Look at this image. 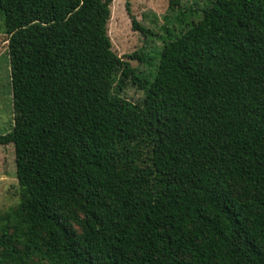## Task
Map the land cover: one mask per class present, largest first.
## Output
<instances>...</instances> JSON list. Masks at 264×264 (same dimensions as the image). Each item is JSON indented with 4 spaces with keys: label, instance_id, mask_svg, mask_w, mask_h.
<instances>
[{
    "label": "trees",
    "instance_id": "1",
    "mask_svg": "<svg viewBox=\"0 0 264 264\" xmlns=\"http://www.w3.org/2000/svg\"><path fill=\"white\" fill-rule=\"evenodd\" d=\"M112 2L0 0V264H264V0H170L162 45L128 55L147 73L113 50Z\"/></svg>",
    "mask_w": 264,
    "mask_h": 264
},
{
    "label": "rangeland",
    "instance_id": "2",
    "mask_svg": "<svg viewBox=\"0 0 264 264\" xmlns=\"http://www.w3.org/2000/svg\"><path fill=\"white\" fill-rule=\"evenodd\" d=\"M198 1L203 5L208 0ZM181 2L190 5L192 0H181ZM169 5L170 0H113L112 2L108 28L113 50L118 56L128 61L137 72L147 73L154 71L155 68L133 60L128 55L143 48L162 45L158 36L164 35L162 28L166 19L173 18ZM133 19L142 27L153 31L156 36L150 40L140 31L134 30ZM8 51V35L2 26L0 28V134L9 132L14 123ZM123 96L137 103L142 99L143 92L130 81ZM18 201L19 185L14 146L13 144L0 145V213L14 206Z\"/></svg>",
    "mask_w": 264,
    "mask_h": 264
}]
</instances>
